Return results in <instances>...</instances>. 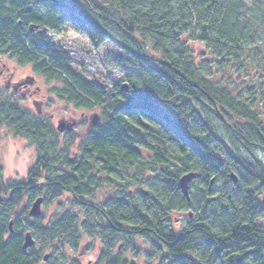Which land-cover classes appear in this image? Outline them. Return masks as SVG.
Here are the masks:
<instances>
[{"label": "trees", "instance_id": "1", "mask_svg": "<svg viewBox=\"0 0 264 264\" xmlns=\"http://www.w3.org/2000/svg\"><path fill=\"white\" fill-rule=\"evenodd\" d=\"M66 27L94 47L106 40L120 47L114 62L127 90L85 78L40 33ZM263 41L261 2L0 0V51L61 80L59 97L77 108L99 106L102 117L78 139L53 126L35 100V112L18 100L16 91L34 77L11 82L12 93L4 80L0 128L31 142L36 157L22 181L4 182L0 165V264L37 263L39 251L23 246L25 229L48 244L76 245L78 231L92 225L102 238L97 264H136L115 253L119 237L132 247L134 238L148 243L145 264H264V169L229 153L216 130L233 115L245 125L229 130L264 148ZM190 171L200 176L190 181L198 184L188 201L179 178ZM64 192L87 213L82 224L74 213L43 224L41 214L30 220L27 209L14 212L24 198L43 195L47 203ZM184 208L194 212L174 232L171 213Z\"/></svg>", "mask_w": 264, "mask_h": 264}, {"label": "rangeland", "instance_id": "2", "mask_svg": "<svg viewBox=\"0 0 264 264\" xmlns=\"http://www.w3.org/2000/svg\"><path fill=\"white\" fill-rule=\"evenodd\" d=\"M248 5L255 7L257 2L264 6V0H246ZM55 45L61 47L70 57L71 65L82 76L101 84L106 91L114 90L118 83H124V75L116 67L115 57L122 53L120 47L112 40H106L99 47H94L90 40L83 34L66 27L61 33L47 30L43 34ZM264 42V41H263ZM261 43L260 59H264V43ZM26 76H32L35 79L25 82L23 87L16 92L21 104L35 112L33 100L38 105L41 114L48 118L53 126L58 123H64L65 133H70L78 137L87 133L95 124L102 122L101 107L77 108L73 104L66 102L56 94V91L62 87L59 79H46L34 72L32 65H18L14 58L9 57L0 51V87H4L6 80V90L9 93L14 92L10 87L11 82H17ZM98 118L94 124L92 120ZM245 125L233 115L225 116V124H217L216 130L218 136L223 140L224 147L231 154L239 156L241 159L250 162L253 168L264 169V148L257 145H244L241 137L236 132L229 130L230 127ZM77 139V141H78ZM35 147L26 139L13 136L6 126L0 128V165L3 167L4 182L22 181L27 178L29 167L35 162ZM196 181L190 182L189 191L192 193ZM198 184V183H197ZM260 194V199L264 197V186ZM107 189V188H106ZM133 190H147L145 187H132ZM40 197H44L41 195ZM71 196L64 192L60 197L47 202L44 200L41 204V221L48 224L57 218L68 214H77L80 217V224L87 220V213L82 212L76 207ZM99 198V197H98ZM35 200V199H34ZM27 198L15 208L16 214H21L24 210L29 211L32 202ZM194 212L193 208L177 209L171 213L169 228L174 232L180 231L189 221L188 213ZM28 217L30 220L34 218ZM264 230V218L259 219ZM95 225L88 230L80 229L78 231V241L76 245L68 240L61 238L54 244H48L40 235L31 233L34 244L30 247L40 253V258L36 264H97L102 246V238ZM24 231H29L25 229ZM49 246H46V245ZM115 253H120L123 258L136 264H145V252L148 250V243L141 238L133 239V246L128 239L118 238L116 241ZM117 248V249H116ZM138 249V253L135 251ZM47 255L44 260L43 257Z\"/></svg>", "mask_w": 264, "mask_h": 264}, {"label": "water", "instance_id": "3", "mask_svg": "<svg viewBox=\"0 0 264 264\" xmlns=\"http://www.w3.org/2000/svg\"><path fill=\"white\" fill-rule=\"evenodd\" d=\"M34 27L31 26L30 30L33 31ZM47 31L46 28H43L40 33H45ZM33 80V78H32ZM15 88V87H13ZM123 89L127 90L128 86L126 85V83L123 84ZM34 105V104H33ZM35 106V105H34ZM39 112V111H38ZM98 120V118L96 117L95 119L92 120L93 123H95ZM68 126H66L63 122L62 123H58L57 125V129L62 131L65 128H67ZM200 176V173L198 172H187L185 174H183L182 176H180L179 178V188L180 191L182 193V195L186 198V200H190V195H189V183L191 180H193L194 178H198ZM233 181H236L237 178L235 176L234 173L231 174ZM263 201H264V197H263ZM43 202V198L42 197H37L33 202L32 205L28 211L29 216H32L33 218L38 217L41 213V204ZM189 215L191 216V213H189ZM9 230L12 231V221H10L9 223ZM34 244V240L32 239L31 233L28 231L25 233L24 235V243L23 246L25 248H28L30 246H32ZM47 258V255H45L43 257V259L45 260Z\"/></svg>", "mask_w": 264, "mask_h": 264}]
</instances>
